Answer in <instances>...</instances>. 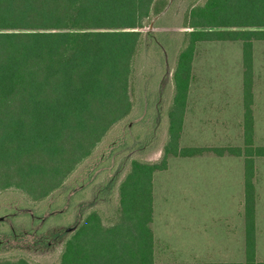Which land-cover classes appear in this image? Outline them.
Listing matches in <instances>:
<instances>
[{"label": "trees", "instance_id": "obj_1", "mask_svg": "<svg viewBox=\"0 0 264 264\" xmlns=\"http://www.w3.org/2000/svg\"><path fill=\"white\" fill-rule=\"evenodd\" d=\"M170 3L0 0V195L16 191L35 203L48 200L64 188L113 129L132 119L136 108L133 80L147 41L164 61L172 53L163 35L145 33ZM185 28L189 31L171 80L174 94L162 160L133 161L118 188L115 221L107 225L97 211L77 220V227L67 230L69 237L56 264H163L155 258L152 228L155 174L168 170L171 158L206 155L245 158L244 264H264L256 254L254 186L255 158H264V147H255L253 120L254 43L264 41V0L194 4ZM216 42L243 43L246 148H183L197 48ZM106 188L111 192L113 186ZM14 219L18 217L10 218ZM17 230L10 233H20ZM0 264L31 263L20 259Z\"/></svg>", "mask_w": 264, "mask_h": 264}, {"label": "rangeland", "instance_id": "obj_2", "mask_svg": "<svg viewBox=\"0 0 264 264\" xmlns=\"http://www.w3.org/2000/svg\"><path fill=\"white\" fill-rule=\"evenodd\" d=\"M205 1L171 0L166 12L153 19L145 33L163 35V39L171 44V55H167L165 62L153 43L147 41L146 50L137 61V74L133 80L136 108L132 119L109 133L64 188L40 203L32 202L16 191L0 195V261L26 259L31 264H56L62 254L63 243L69 237L67 230L76 228L77 220L97 211L107 225L115 221L114 216L119 209L118 188L132 162L162 160L168 141V109L174 94L171 80L185 33L189 31L185 28L186 16L192 5ZM254 49L257 60L264 62V43L256 42ZM197 51V62L200 63L195 75L199 81L189 95L193 106L188 111L191 120L182 147L245 149L246 132L243 134L241 123L244 118L243 43H201ZM259 66L256 93L263 110L264 63H259ZM201 94L206 98L199 99ZM205 108H209L206 114L211 122L207 126L210 131L213 127V131L206 130L204 134L200 133V126L190 128V125L200 124L192 121V117L202 114ZM256 118L258 122L262 121V126L254 139L255 144L256 147H264V111L262 117L259 105ZM218 163L235 165L233 180L224 178L232 172ZM245 163V158L216 155L173 158L169 170L155 175L156 220L153 227L156 237L170 246L164 259L166 263L191 262L189 241L191 222L195 219L192 213L201 209L214 215L209 219L214 220V226L210 230L212 239L208 241V246L214 250L211 249L208 261L246 263V189L241 179V173L247 172ZM106 185L113 186L111 192ZM259 192L262 196L259 212L263 216L264 176L263 191ZM30 213L33 217L29 219L26 216ZM12 217L18 219L13 223ZM13 228H18L20 233L11 234ZM220 247L227 248L221 250ZM256 254L257 261L264 262V248H258Z\"/></svg>", "mask_w": 264, "mask_h": 264}, {"label": "crops", "instance_id": "obj_3", "mask_svg": "<svg viewBox=\"0 0 264 264\" xmlns=\"http://www.w3.org/2000/svg\"><path fill=\"white\" fill-rule=\"evenodd\" d=\"M259 43H264V41H260ZM198 55H199V52L197 51V55H196L195 62L193 65L194 80H193L192 85H191L190 94L192 92L194 85H196V82L199 81V78L197 77V75H195L196 71L198 70V65L200 63V61L197 62ZM257 59H258V57L256 56V49H254V61H253V66H254V88H253V93H254V105H253L254 139L256 138V135L260 132L259 129L262 126V124H261L262 121H260V122L257 121L256 108L259 105L260 112L262 113V117H263V111H264V108L262 110V105H261L262 103H259L258 98H257V93H256V88H257L256 77L258 75V71H259V67H260L259 63H264V62H262V60L258 61ZM243 70H244V79H245L244 63H243ZM201 98H206V97H204V95L201 94L199 96V99H201ZM190 106H193V103L191 105L190 100H189L188 109H187V112L185 115L183 137L185 135V131H186V128L188 126V123L191 120L189 118V114H188V111L190 110ZM208 111H209V108H205L202 114H200L198 116L194 115L192 117L193 118L192 121L199 122L200 124H196L193 126L190 125V128L200 126V133L205 134L206 130H209V127L207 126V124L211 125L210 124L211 122L208 119L209 117L207 116L208 114H206ZM245 114H246V106H245V90H244V118H243V122H241L242 126H243V134H245ZM212 131H213V127H212ZM212 131H210V133ZM183 137H182V140H183ZM254 144H255V140H254ZM181 145H182V141H181ZM255 147H256V144H255ZM257 147H263V146H257ZM208 156H210V155L201 156V157H208ZM174 158H177V157H174ZM195 158H200V157H195ZM221 158H223V157H221ZM171 159H173V158H171ZM171 159H170V162H171ZM184 159H193V158H184ZM262 159L263 158H255V162H254V186H255V200H256V204H255V209H256V250L258 248H260V249L264 248L263 247V244H264V220H263L264 214L262 216V215H260V212H259L260 203L262 200V196H261L259 191H263V176H264V162L260 161ZM257 160H259L260 162H258ZM170 162H169V168H170ZM218 164L227 166L228 171L232 172V173L226 174L224 176V178L226 180H230V179L233 180V178L236 176L235 173L233 172L235 165L231 164V163H218ZM244 165H245V170H246V163ZM166 171H163V172H166ZM158 173H161V172H158ZM246 177H247V172L243 171L241 173V179L244 181L245 189H246ZM154 180H155V178H154ZM245 194H246V192H245ZM205 198H207V197H205ZM192 216L195 219L193 220V222H191V233H190V241H189V250H190L191 262L190 263H182V262H177V261H175V262H168L167 261L168 263H166L164 261V259L166 258L165 256L167 255V252H169V250H170L169 249L170 246L168 244H165L164 241H161V239L159 240L156 237V233H155V230L153 227V224H154V222H153L152 228H153V231L155 234V241H156V255H155L156 261L158 263H163V264H174V263H178V264H229L227 262L226 263L225 262L215 263V262H209L208 261L212 255V251H211L212 248L208 246V241L210 240V238L212 239L210 230H211V227L214 226V220H209L210 218L211 219L214 218V215L212 214V212L210 213L209 211H204V209H201L200 211H195L194 213H192ZM155 220H156V212L154 214V221ZM224 248H227V247H220L221 250H223ZM212 250H214V249H212ZM161 260H163L164 262H161ZM259 262L264 263L263 261H260V260H259ZM230 264H235V263H230Z\"/></svg>", "mask_w": 264, "mask_h": 264}]
</instances>
